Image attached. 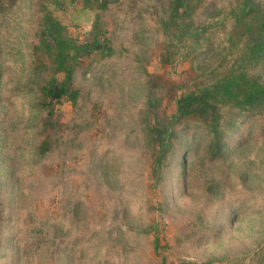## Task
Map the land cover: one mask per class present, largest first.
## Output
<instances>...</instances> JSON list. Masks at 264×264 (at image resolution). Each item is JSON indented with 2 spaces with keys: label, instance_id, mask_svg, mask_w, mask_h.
I'll list each match as a JSON object with an SVG mask.
<instances>
[{
  "label": "rangeland",
  "instance_id": "374dc122",
  "mask_svg": "<svg viewBox=\"0 0 264 264\" xmlns=\"http://www.w3.org/2000/svg\"><path fill=\"white\" fill-rule=\"evenodd\" d=\"M169 1L110 0L109 30L132 55L112 70L78 74L77 115L66 101L55 109L64 123L83 122L82 129L41 162L34 147L42 114L26 89L39 80L28 55L38 0H16L0 13V264H250L264 251V133L258 125L235 135L212 162L202 132L179 131L163 181L150 188L137 112L149 98L160 103L158 119L173 106L159 91H148L139 65L172 76L148 28L167 13ZM234 1L208 0L200 19ZM51 10L70 36L86 38L87 11L66 3ZM211 47L200 70L223 52L219 42ZM253 75L264 83V71ZM150 226L154 231L142 233ZM41 231L49 237L32 245Z\"/></svg>",
  "mask_w": 264,
  "mask_h": 264
},
{
  "label": "trees",
  "instance_id": "16d2710c",
  "mask_svg": "<svg viewBox=\"0 0 264 264\" xmlns=\"http://www.w3.org/2000/svg\"><path fill=\"white\" fill-rule=\"evenodd\" d=\"M15 1L0 0V13ZM207 2L170 0L167 13L153 18L148 27L159 62L171 69L172 76L152 72L143 64L139 65L140 72L148 91H159L173 106L169 115L158 119L160 103L149 98L137 112L151 189L158 188L171 165L179 148V131L202 132L209 139V162L219 160L225 145L240 131L258 125L264 133V83L253 75L264 71V0H235L225 10L202 20L200 14ZM65 3L91 15L85 39L70 36L54 16L51 8ZM35 7L37 17L28 55L30 69L39 80L26 89L34 95L33 106L42 114L36 123L38 141L34 147L41 162L62 151L69 137L82 129L83 122L64 123L55 109L66 101L77 115L82 98L76 84L78 74L98 68L112 70L132 54L129 48L118 47L111 35L106 18L110 0H38ZM215 42L222 46V54L209 68L200 70L197 64ZM185 62L190 63L189 68L175 72ZM153 229L150 226L142 233ZM40 234L32 245H42L44 232ZM152 245L156 252L157 236ZM255 257L250 264H264V251Z\"/></svg>",
  "mask_w": 264,
  "mask_h": 264
}]
</instances>
